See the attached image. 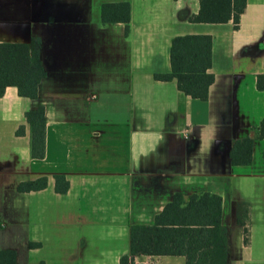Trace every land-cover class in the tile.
<instances>
[{"label": "crops", "instance_id": "0c3cea01", "mask_svg": "<svg viewBox=\"0 0 264 264\" xmlns=\"http://www.w3.org/2000/svg\"><path fill=\"white\" fill-rule=\"evenodd\" d=\"M81 1L90 12L91 35L79 63L42 79L37 98L19 95L15 86L0 97V205L24 195L20 243L39 244L28 251L30 264H122L131 226L153 223L177 192L186 199L204 192L222 196L227 264H264V137L257 136L264 118V90L257 86L264 73V0H248L239 28L233 21L190 20L198 0H129L128 32L123 22L101 19L102 3L120 0ZM186 33L213 36L215 81L206 100L188 96L175 80L154 77L170 71L172 38ZM16 39L24 40L0 24V40ZM129 66L156 80L149 86L173 82L177 105L159 117V103L146 99L140 101L146 111L134 115L129 91L116 85L126 82L116 78L129 74ZM141 77L136 84L143 87ZM39 104L47 116L43 158L31 155L25 120V111ZM22 123L26 132L18 135ZM246 136L255 139L252 160L234 164L232 146ZM57 173L70 181L64 193L55 189ZM41 175L48 176L45 188L18 190L21 180ZM9 188L19 196L7 197ZM10 236L0 226V249L16 248ZM135 263L186 264V256L138 255Z\"/></svg>", "mask_w": 264, "mask_h": 264}, {"label": "trees", "instance_id": "16d2710c", "mask_svg": "<svg viewBox=\"0 0 264 264\" xmlns=\"http://www.w3.org/2000/svg\"><path fill=\"white\" fill-rule=\"evenodd\" d=\"M199 9L189 18L193 22H234L239 28L248 0H198ZM101 19L104 23L123 22L126 32L130 29L132 6L129 0L102 3ZM40 39L31 41L0 40V97L8 87L15 86L19 95L37 98L42 79L47 76L40 57ZM170 71L156 72L155 78L175 80L177 87L192 98L206 100L215 81L210 70L213 63V36L209 33L178 34L170 45ZM257 86L264 90V73L257 76ZM26 124L30 127L31 155L43 158L46 154L47 116L44 104L25 111ZM26 124L18 126L16 134L26 132ZM258 138L264 137V118L258 125ZM254 137L235 140L230 157L234 164L250 163ZM48 184V176L21 180V192L39 190ZM70 181L66 174H55L57 192L68 191ZM222 196L204 192L190 195L188 199L177 192L172 201L157 214L150 224L131 226L130 251L121 257L122 264H136L138 255H185L186 264H227L228 235L222 223ZM38 242H30L37 246ZM14 248L0 250V264H19Z\"/></svg>", "mask_w": 264, "mask_h": 264}, {"label": "water", "instance_id": "95a60500", "mask_svg": "<svg viewBox=\"0 0 264 264\" xmlns=\"http://www.w3.org/2000/svg\"><path fill=\"white\" fill-rule=\"evenodd\" d=\"M181 12L185 18L189 10ZM0 24L25 41L41 38L47 75L78 64L90 42L91 16L81 0H0Z\"/></svg>", "mask_w": 264, "mask_h": 264}, {"label": "rangeland", "instance_id": "374dc122", "mask_svg": "<svg viewBox=\"0 0 264 264\" xmlns=\"http://www.w3.org/2000/svg\"><path fill=\"white\" fill-rule=\"evenodd\" d=\"M100 0H96L98 2ZM197 2V0H192ZM96 5V3H95ZM96 10H99L98 4ZM130 73L129 74H123L119 75L116 80L118 81H126L124 82H117V87L121 88L124 87L129 91V96L127 98L131 99L129 100V108L130 111L137 109L145 110V107H143V103L140 101H144V103H147V100L157 101L159 105L157 107H154V110L156 111V115L160 117V115H164L166 107L171 106L174 104L177 105L179 101V97L176 94V88L175 84L173 82L169 84H164L165 86H158V84H155L153 86L148 85V81H151L152 83H156V80H154L152 77H141L140 76V70H132V67L129 66ZM132 71V72H131ZM156 72H163V71H156ZM115 73V72H114ZM155 74V73H154ZM115 75V74H114ZM112 75V76H114ZM142 78L143 80V87H140L136 84V80L139 78ZM155 77V76H154ZM163 85V84H159ZM107 88L106 90H109ZM100 90L103 91V89L100 87ZM104 96H98L96 95V98L102 99ZM147 99V100H146ZM97 100V101H98ZM6 126V124H5ZM5 128L4 125L1 126V129ZM8 129V126H7ZM4 134H6L4 129ZM6 149H3L2 151H5ZM262 156H264L263 153H261ZM4 157V156H2ZM7 197H9L11 200H13V196H19V194L14 193L12 189H6ZM5 206V207H4ZM4 207V211L0 213V226L2 229H7L10 231L11 235L9 239L12 241V245H14L19 255V260L21 264H30V255L28 251L30 250V242L27 245L21 246V241L25 237V222L26 214H25V206H24V195L19 197L18 200H16L15 203H5V205H0L1 210ZM5 248V247H4ZM2 249V248H1ZM0 249V250H1ZM36 253L34 252V255ZM40 254V253H39ZM39 264V263H37Z\"/></svg>", "mask_w": 264, "mask_h": 264}, {"label": "flooded vegetation", "instance_id": "af4514ba", "mask_svg": "<svg viewBox=\"0 0 264 264\" xmlns=\"http://www.w3.org/2000/svg\"><path fill=\"white\" fill-rule=\"evenodd\" d=\"M38 38V37H37Z\"/></svg>", "mask_w": 264, "mask_h": 264}]
</instances>
